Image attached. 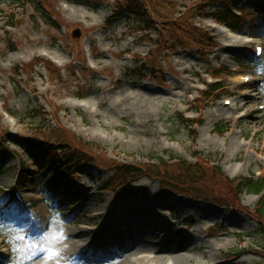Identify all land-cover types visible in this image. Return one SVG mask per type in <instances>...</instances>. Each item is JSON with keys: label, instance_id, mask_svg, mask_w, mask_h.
Returning a JSON list of instances; mask_svg holds the SVG:
<instances>
[{"label": "rangeland", "instance_id": "obj_1", "mask_svg": "<svg viewBox=\"0 0 264 264\" xmlns=\"http://www.w3.org/2000/svg\"><path fill=\"white\" fill-rule=\"evenodd\" d=\"M228 10L242 13L240 32L216 23ZM262 12L264 0H0V141L9 152L0 156V204L11 205L0 214V257L10 252L4 264L32 256L38 264H131L141 255L264 264L254 195L239 194L237 210L201 203L161 189L151 175L126 181L130 175H114L98 158L140 167L204 160L232 183L264 179V53L257 63L244 58L264 43ZM63 130L90 144L97 162L75 167L55 192L39 190L45 166L16 139L59 143ZM19 163L34 185L15 183ZM16 184L27 209L13 201ZM36 223L63 237L47 242L59 252L54 259L29 246ZM22 232L17 252L10 236ZM113 241L128 249H113ZM244 249L254 253L229 261Z\"/></svg>", "mask_w": 264, "mask_h": 264}, {"label": "trees", "instance_id": "obj_2", "mask_svg": "<svg viewBox=\"0 0 264 264\" xmlns=\"http://www.w3.org/2000/svg\"><path fill=\"white\" fill-rule=\"evenodd\" d=\"M215 18L232 30L240 28L236 18L231 17V21L227 12L217 13ZM7 26L11 27V25ZM208 87L211 91L216 90L214 85ZM216 128L220 132L224 130L221 125H217ZM57 136L58 138H55V140L59 143H46L37 139L20 137L16 139L17 146L24 153L34 152L41 158L40 167L45 166V170L48 173L43 187L48 190H55L61 182H67L69 174L75 167L97 162L95 155L91 154L90 144L84 142L82 144L66 130H63ZM72 145L83 147L87 150V154L81 157L79 152H75ZM0 146L2 147L0 156L5 155L8 147L2 141H0ZM53 148L57 149L56 152L53 151ZM98 158L102 166L112 168V170L114 168V175H130V178H127L126 181H130L134 175H151L152 178L160 183L161 189H171L174 193L184 194L199 201L238 207L234 201L238 199L239 194L243 191L259 196L253 216L260 225L264 226V179L262 178L255 180L244 178L232 183L221 175L218 168L209 166L204 160H198L196 163L191 164L184 160L176 159L175 161H170V163L159 161L157 166L145 164L140 167L138 165L130 166L106 162L104 158ZM28 172L26 168H22L21 180L27 178ZM30 180L33 182V178ZM112 182L114 181L111 180L110 184ZM107 185L109 186V183Z\"/></svg>", "mask_w": 264, "mask_h": 264}, {"label": "bare ground", "instance_id": "obj_3", "mask_svg": "<svg viewBox=\"0 0 264 264\" xmlns=\"http://www.w3.org/2000/svg\"><path fill=\"white\" fill-rule=\"evenodd\" d=\"M168 28H169V26L166 27V29H168ZM224 31H225L224 29L221 30V32H224ZM211 42L214 43L212 39H211ZM233 107H234V109L236 108L235 104L233 105ZM143 110H145V109L143 108ZM224 111H225L224 107H221V108L217 109V112H219L220 114L223 113ZM145 114L149 115V113H146V110H145ZM229 144L234 146V144H236V141L234 139H232V140H230ZM140 198H142V197H139V199H135V202H136L135 206H137V207H138V205H144L143 202H142V199H140ZM124 206L127 207L126 204H124ZM245 212L248 213L247 211H245ZM131 219L134 220V221H137L138 220L137 213L132 214L131 215ZM219 227L221 229L223 228L222 226H219ZM208 228L209 227H207L206 231L208 230ZM223 231H224V229H223ZM116 239H118V238H116ZM79 242L80 241H75V246L79 245L78 248H81ZM109 244H111L112 245L111 247L113 249H115V250H127L128 249L127 248V244H125V243L124 244H120V247L117 246L118 245L117 241L109 242ZM100 245H101V243H99L98 245L93 244L92 246H90V248H97ZM98 252H100V251L98 250ZM244 253H254V252L250 251L249 249L241 250L235 256H230L229 257V261L235 260L237 255L244 254ZM255 254H257V253H255ZM259 255H263L264 256V252H259ZM30 259L31 260H30L29 264H38L37 260L35 261V256H32ZM189 262H190V260H189L188 257H177V256L171 255L169 258H165L164 256H159V257L155 256L153 258H148L145 255L144 256L141 255L139 257H135L130 263L131 264H188ZM200 264H217V262H216L215 259L212 258V256H210L208 259H206L205 263H204V261H201Z\"/></svg>", "mask_w": 264, "mask_h": 264}, {"label": "snow or ice", "instance_id": "obj_4", "mask_svg": "<svg viewBox=\"0 0 264 264\" xmlns=\"http://www.w3.org/2000/svg\"><path fill=\"white\" fill-rule=\"evenodd\" d=\"M260 51L261 50L259 49L257 50V55L260 54ZM10 207L11 205H9V207H5L3 204H0V214L7 212ZM34 227H36V229L38 230L39 236L34 238L32 241H30L29 246L32 249L36 250V254L44 253L47 259H54L55 257H57L59 255V252L53 249L52 247H50L47 242L51 239H58V238L62 239L63 237L57 236L56 234H50L47 231L41 230L40 225L38 223H36ZM2 228H3V224H0V229ZM10 239L16 242L17 246L15 250L19 252L20 251L19 244L27 239V234L23 232L19 234L13 233L10 236Z\"/></svg>", "mask_w": 264, "mask_h": 264}, {"label": "water", "instance_id": "obj_5", "mask_svg": "<svg viewBox=\"0 0 264 264\" xmlns=\"http://www.w3.org/2000/svg\"><path fill=\"white\" fill-rule=\"evenodd\" d=\"M73 36H74V37H78V31H74V32H73Z\"/></svg>", "mask_w": 264, "mask_h": 264}]
</instances>
